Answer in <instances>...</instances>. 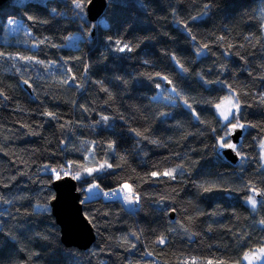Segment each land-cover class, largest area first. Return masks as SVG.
<instances>
[{"label": "trees", "instance_id": "obj_1", "mask_svg": "<svg viewBox=\"0 0 264 264\" xmlns=\"http://www.w3.org/2000/svg\"><path fill=\"white\" fill-rule=\"evenodd\" d=\"M76 2L0 5V264H244L264 246V0H106L96 22ZM12 20L26 37L8 32ZM232 89L246 126L235 164L217 147L224 122L203 103ZM89 154L113 167L75 179L95 236L81 250L64 245L52 215V169L79 171ZM172 170L176 179L163 175ZM124 184L139 196L131 210L85 195Z\"/></svg>", "mask_w": 264, "mask_h": 264}, {"label": "snow or ice", "instance_id": "obj_2", "mask_svg": "<svg viewBox=\"0 0 264 264\" xmlns=\"http://www.w3.org/2000/svg\"><path fill=\"white\" fill-rule=\"evenodd\" d=\"M76 7L77 8H82L83 7V5L79 2V0H77V2H76ZM260 16H261L262 19H264V10L260 11ZM192 39L194 40L195 37H192ZM43 42L44 41H41V43H43ZM115 43L117 45L121 44V42L118 41V40ZM207 48H208V45L204 44L202 48H197V52L198 53H202L203 50L207 49ZM117 50L120 51V52H124L125 50L131 52V51H133V48L130 47L128 44H123L122 46H119L117 48ZM0 55H2V54H0ZM21 59H26L28 61L32 60L31 57H21ZM38 62L39 63H43L42 61H38ZM177 63H179V61H177ZM180 68H181V70L183 72H187L188 71L186 68H184L183 65H180ZM156 76L160 77L161 80H163V81H167L168 84H172V81L169 80L167 76H161L160 73H156ZM149 78H151V77H149ZM70 80L72 82H74L75 81V77H71ZM69 82H70L69 80L63 81L64 84H68ZM25 83H27V81H25ZM208 83H211V81H208ZM156 87L159 88L160 84H157ZM228 87L231 89V85H228ZM104 91H107V89H104ZM171 92L172 93H176V99H180L181 98L180 93L177 91L175 86H173L171 88ZM109 99H111V97H109ZM154 99H155V97H154ZM166 99H173V97L169 96V97H166ZM262 100H264V97H262ZM203 103H207L210 106H214V108L216 109L217 114L219 115V117H222V119L224 121V123L220 124V127L222 129H224V135L219 138L217 147L218 148H223V149H232L236 153V155L239 156L240 153L238 151H236L237 144L236 143H231V142H226L227 137H229L231 135V130H235L237 128L244 129L246 127L245 124L240 123V120H239V111H240V108H241L239 95L235 93L234 89H232L230 94L228 96H225L218 103H216L214 101H204ZM183 105L185 107H187L188 109H191L193 112H195V109L192 108V105L189 103L187 98H183ZM45 115H47L49 117H52L53 119L56 118V114L53 113V112H46ZM162 115H165V114L162 113ZM101 119L107 121L109 119V117L108 116H102ZM196 119H199V115L196 116ZM133 131L135 132V134L137 136H144V133H142V132H140V131H138L136 129H133ZM144 138L148 139L147 136H144ZM151 142L152 143H158V141H156V140H152ZM262 147H264V145H262ZM112 148H113V146L110 144L109 145V149H112ZM112 167H113L112 164L107 163V161H105V163L100 165L99 169L85 167L84 168V172H85L86 175L91 176L96 171H99V170L105 169V168H112ZM52 171L54 173H56L57 179H60V172L57 171V169H55V168H53ZM68 171H69L68 169H64L65 175L68 174ZM174 171L175 170L166 171V172L163 173V175L168 176L171 179H176V176L173 174ZM151 175L152 176H157L158 173L152 172ZM72 178L76 179V180H81L82 176H81L80 172L77 170L76 174ZM92 187L95 188V187H98V185H93ZM201 187H203V185H201ZM124 189H127L128 192L132 191L131 186L128 185V184H125L123 186V189H121V190H124ZM91 190L92 189L90 188L89 191H91ZM211 190L212 189L209 188V187H204V191L205 192H208V191H211ZM252 191L255 192V189L253 188ZM125 199L129 203H134V202H137L139 200V196H136L135 200H133L131 195H126ZM247 202L250 203L251 206H252V209L255 210V207H256V204H257V200L255 199V197H248L247 198ZM37 207L39 208L41 206L38 205ZM259 223L260 224H264V220H261ZM158 243L164 244L165 243V238L161 237L160 240L158 241ZM147 255H151V253H148ZM243 260L248 261V264H253V261H261V264H264V247H260L258 249H252L249 252L244 253ZM192 264H195V260H193ZM209 264H211V262H209ZM221 264H222V262H221ZM238 264H240V262H238Z\"/></svg>", "mask_w": 264, "mask_h": 264}, {"label": "water", "instance_id": "obj_3", "mask_svg": "<svg viewBox=\"0 0 264 264\" xmlns=\"http://www.w3.org/2000/svg\"><path fill=\"white\" fill-rule=\"evenodd\" d=\"M8 0H0V5ZM86 17L96 22L106 8V0H90L86 5ZM242 130L238 128L231 135L232 143L238 144ZM222 155L227 161L235 164L239 156L232 149H223ZM54 198L50 202L53 217L61 229V240L65 246L86 250L95 241L93 228L83 214V195L78 189L76 180L71 176H63L52 183ZM173 218V213L171 214Z\"/></svg>", "mask_w": 264, "mask_h": 264}, {"label": "rangeland", "instance_id": "obj_4", "mask_svg": "<svg viewBox=\"0 0 264 264\" xmlns=\"http://www.w3.org/2000/svg\"><path fill=\"white\" fill-rule=\"evenodd\" d=\"M78 12H79V15L80 16H83V17H86V9L85 8H78ZM86 19H87V17H86ZM94 29V28H93ZM8 32H11V33H13V34H15V35H18V36H23V35H25L26 34V31H25V27H24V25L22 26L21 25V23L20 22H18V21H14V20H12V21H10L9 23H8ZM27 35H25L24 37H26ZM79 36L78 35H74V36H72L71 38H70V42L68 43L69 45H73L74 43H75V41H76V39L78 38ZM221 118V120L223 121V119H222V117H220ZM224 122V121H223ZM238 129V128H237ZM237 129H235V130H237ZM235 130H231V135L233 134V132L235 131ZM230 135V136H231ZM230 142V141H229ZM232 143V142H231ZM263 145H264V143H263ZM220 150H223V148H219ZM262 153H263V161H264V147H262ZM104 162H96V161H93V158H92V155H90L89 154V156L87 157V159H86V163L84 164V166L82 167V169H80L79 170V172H80V174H81V176H82V178L83 177H85V172H84V168L85 167H87V168H96V169H99L100 168V165L101 164H103ZM64 169H68L69 171H68V174L67 175H65V173H64ZM106 169V168H105ZM101 170H104V169H101ZM101 170H99V171H101ZM60 172V178H62L63 176H71V177H73L75 174H76V172H74V173H72V171H71V169L69 168V167H67V168H63V170H61V171H59ZM95 173V172H94ZM55 177L57 178V176H56V173H55ZM125 185V184H124ZM124 185H122L121 187H119L117 190H115V192H111V193H108V194H106V193H102L97 187H95V188H93L92 186L93 185H91V186H88V187H86V189H85V195H86V197H88V198H91V197H95V196H97V195H99V194H102L105 198H108V197H112V198H114V199H120L121 201H122V203L128 208V209H133L135 206H136V202H134V203H129L126 199H125V196L126 195H131L132 196V198H133V200H135V198H136V196H135V194L134 193H132V191L131 192H128V190L127 189H124V190H121V189H123V186ZM92 189L91 191H89V189ZM264 247V246H263ZM244 264H248V261H245L244 260V262H243ZM253 264H261V261H253Z\"/></svg>", "mask_w": 264, "mask_h": 264}]
</instances>
